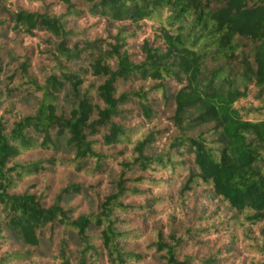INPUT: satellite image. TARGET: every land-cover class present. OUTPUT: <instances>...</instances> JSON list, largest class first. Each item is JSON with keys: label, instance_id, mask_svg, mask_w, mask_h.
<instances>
[{"label": "trees", "instance_id": "obj_1", "mask_svg": "<svg viewBox=\"0 0 264 264\" xmlns=\"http://www.w3.org/2000/svg\"><path fill=\"white\" fill-rule=\"evenodd\" d=\"M0 264H264V0H0Z\"/></svg>", "mask_w": 264, "mask_h": 264}, {"label": "rangeland", "instance_id": "obj_2", "mask_svg": "<svg viewBox=\"0 0 264 264\" xmlns=\"http://www.w3.org/2000/svg\"><path fill=\"white\" fill-rule=\"evenodd\" d=\"M67 179H68V174L66 173L65 170L62 169V170L54 172L50 177L43 179L40 183L41 184L50 183L54 185V188H58L59 186H62L63 184H65L67 182ZM73 179L76 182L79 181L78 177H74ZM70 203L90 209L93 206V198L88 193H86L83 195L81 199L73 200ZM79 210H82V209H79Z\"/></svg>", "mask_w": 264, "mask_h": 264}]
</instances>
